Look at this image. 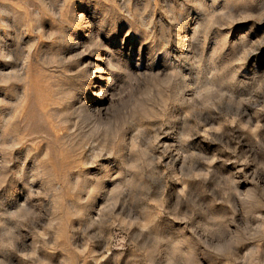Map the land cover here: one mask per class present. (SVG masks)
<instances>
[{
    "label": "rangeland",
    "instance_id": "374dc122",
    "mask_svg": "<svg viewBox=\"0 0 264 264\" xmlns=\"http://www.w3.org/2000/svg\"><path fill=\"white\" fill-rule=\"evenodd\" d=\"M0 264H264V0H0Z\"/></svg>",
    "mask_w": 264,
    "mask_h": 264
}]
</instances>
